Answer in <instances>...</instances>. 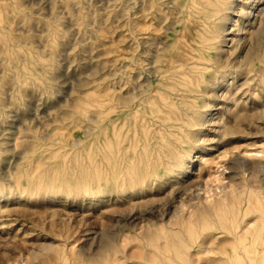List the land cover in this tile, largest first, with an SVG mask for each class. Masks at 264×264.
Returning a JSON list of instances; mask_svg holds the SVG:
<instances>
[{
  "label": "rangeland",
  "instance_id": "obj_1",
  "mask_svg": "<svg viewBox=\"0 0 264 264\" xmlns=\"http://www.w3.org/2000/svg\"><path fill=\"white\" fill-rule=\"evenodd\" d=\"M244 1L236 2L221 51L236 58L234 72L217 81L215 94L183 100L215 105L203 110L207 127L197 133L204 139L218 130L211 138L219 143L212 152V143L205 150L204 143L183 144L194 158L179 178L200 184L202 204L180 207L177 181L152 188V174L141 172L155 167L154 137L174 145L189 133L158 129L151 119L166 71L179 66L186 41L195 45L185 29L204 32L186 19V0H0V264H251L237 259L227 233L239 224L245 240L259 234L264 243V0L251 18L238 13ZM210 48L198 54L210 58ZM176 104L162 112L180 113ZM195 119L189 115L188 124ZM105 129L130 146H121L128 164L117 180L111 174L108 193ZM237 155L255 169L231 193L222 189V165ZM135 180L150 186L136 190ZM248 201L247 215L233 218L232 207ZM254 260L264 264V252Z\"/></svg>",
  "mask_w": 264,
  "mask_h": 264
},
{
  "label": "bare ground",
  "instance_id": "obj_2",
  "mask_svg": "<svg viewBox=\"0 0 264 264\" xmlns=\"http://www.w3.org/2000/svg\"><path fill=\"white\" fill-rule=\"evenodd\" d=\"M237 1L239 0H186L185 4L183 5L186 19L187 20H189L190 18L196 19V22L195 21L192 22L193 25L199 26L201 24L204 32H201L199 30L189 31V28L185 29L188 31L186 38L192 36V40L194 41L195 45H193L190 41H186L185 51L179 56V60H180L179 66L174 68V70L170 69L166 71L165 77L169 79L168 80L169 83L164 82L160 84L161 86H159L156 90V93L158 94V99L160 100L161 104L159 105V111L157 112V114L156 113L152 114L151 119L156 121V124L159 126L158 129L164 130L167 127L178 126L180 128H185L189 133L188 134L186 133V137L184 140L179 136L178 139L174 140L175 143L174 145L172 143H169L163 137H154L155 145L154 147H152L151 151L156 153L155 157L152 159L153 165L155 167L152 173H149L147 170H144L141 172V175H145L146 173L149 175L152 174L151 176L153 177V181L150 183L154 185L152 186V188H157L161 186L163 187L164 182L169 180L177 181V183L175 184L177 185V187H172V192H174V194L177 195V197L180 199V205H179L180 207H186L187 206L186 204L188 202L198 201L197 203L198 205L201 206L202 204V202L200 201L201 196L199 194L200 184L197 182H193L191 180L184 181L181 180V178H179L183 173L187 174L190 171L189 164L190 162H192L194 158L193 151H184L185 149L182 148L183 144L185 142L187 143L193 142L196 144L204 143L203 148L205 150L207 148L206 147L207 144L212 143L210 145L211 147L208 149L209 152H212L215 150L214 146H216L219 143V139L211 138L212 136L213 137L219 136L218 130H214V131L208 130V134L203 136L204 139L198 136L197 133V131H200L202 128L207 127L206 126L207 119L206 118L204 119L202 117L204 116L203 110L211 107H215V105H212L211 103L210 104L206 103L205 105L203 104L202 107L197 105L187 106V104L183 103V100H185L186 98H191V100L193 101L197 99L203 100L207 95L215 94L217 81L219 79H225L228 76H231V74L234 72V69L236 67L235 65L236 58L223 59L221 56V51L224 48L223 47L225 43L224 39L226 38L225 34L228 31L227 24L231 20L232 12L235 11L236 7H238V5H236ZM258 1L259 0H245L244 2L246 3H242L238 13L248 18H251L252 16H254L255 13L252 12L254 6H256L254 4L255 2ZM260 10L261 9L256 8V12H260ZM241 30L243 29L240 28L239 31ZM207 47L208 49L211 47L210 49L213 50L214 53L210 58L198 54L199 49L207 48ZM202 67L205 68V71L201 74L197 73V71ZM239 69H242L241 65L237 66L236 69L237 72ZM178 70H179L178 72L179 74L177 77L175 72ZM208 71L210 72L209 77H208V73H209ZM188 78L191 79L187 81L186 79ZM193 78L196 80L195 83L193 81ZM179 80H183V82ZM160 87H162V89H165L166 94L174 96L173 100H170L169 98L167 99L163 95V93L160 92ZM110 91L112 90L110 89ZM176 101L180 103L181 107H183L180 113L171 115L169 113L166 114L162 112L163 110L162 108L164 107L169 110L178 108ZM112 108L107 106L104 113L105 122L107 121L109 122L110 120L109 112L111 111ZM114 114L116 115V113ZM189 115H194L196 117L195 124L193 125L188 124L187 119ZM210 115L213 116L212 113H210ZM108 133H109L108 129H105L104 137L102 140L103 151H102V160H101V164L105 172L104 181H105L106 193L109 192L108 185L112 181L111 174L114 180H117V170H119L118 168L121 167L123 168L124 165L128 164L127 162L126 163L124 162L122 164L120 161V158L124 155L121 146H123L125 150L130 149L129 145L127 144L123 145V141L122 142L120 141L119 134L116 131L114 132V139L108 137ZM227 135H232V132H226L222 134V137H225ZM113 147H115L114 150L112 149ZM196 158L199 157L196 156ZM132 160L133 158H130L128 162L131 163ZM248 160L244 156L237 155L234 158H229L227 162L222 165L223 168L222 175H224L225 172L228 173V175L226 174L223 177L222 181L226 180L227 182L225 181L226 184L222 186V189L230 187L232 188L231 193H234L237 190L242 189L243 183L241 181L240 182L237 181V178L241 177L242 174H244L247 170L251 169L252 172V170L255 169V165L250 164ZM200 161L203 162V158ZM215 180L221 182V179H219V177L215 178ZM147 183L143 181L139 182V180H135L133 182V186L135 187L136 190H145L148 188V186H150ZM218 187L219 186H217V188ZM203 188H205V186ZM219 188L218 190H220ZM200 192L202 191L200 190ZM103 198H105L103 200L106 202L107 197H103ZM249 203L250 202L248 201L244 205L237 206V208L232 207L230 212L233 218L236 219L238 217L243 219L244 216L247 215L249 210H251L249 209L250 206ZM233 204H235V200H233L232 206ZM203 205L205 206L204 207L205 210L206 204L203 203ZM195 206L197 205H194V208ZM180 211H181L180 209L175 208L174 216L177 217ZM218 229L221 228L218 227L215 230ZM227 230H228L227 233H231L234 237L233 245L231 246V249L237 255V259L243 261L246 260V258H248L251 264H255L254 256L259 254L260 250L261 252H264V243L263 240L261 241V236L259 234L253 235V237L248 242L247 240L244 239L245 237L243 234L244 232L242 229H239V224L236 225V227H234L233 229L231 228Z\"/></svg>",
  "mask_w": 264,
  "mask_h": 264
}]
</instances>
